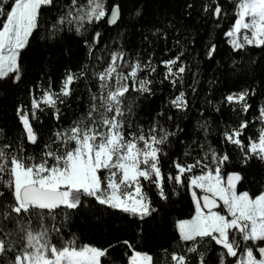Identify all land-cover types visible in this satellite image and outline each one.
<instances>
[{
  "label": "snow or ice",
  "instance_id": "obj_1",
  "mask_svg": "<svg viewBox=\"0 0 264 264\" xmlns=\"http://www.w3.org/2000/svg\"><path fill=\"white\" fill-rule=\"evenodd\" d=\"M45 8L56 9L46 21L48 38L74 33L87 53L86 63L64 70L59 87L51 76L46 84L24 80L23 52L41 27ZM201 13L217 28L222 20H231L223 35L233 52L264 47V0H232L231 11L222 0H204ZM121 18L122 5L107 0H0V80L30 85L28 103L15 106L21 137L0 136V264H114L111 250L116 245L78 242L75 233L65 236L71 213L103 207L144 222L159 211L150 195L153 188L165 202L169 188L172 195L184 188L192 202L190 217L174 222L178 241L173 250H162L163 264H264V189L240 190L244 177L239 170L225 175L232 156L207 142L209 121L203 116L197 121L203 138L195 133L184 159L170 156L174 141L184 143L180 137L185 133L179 124L173 127V115L161 109L147 127L133 123V94H153L158 65L164 68L161 83L168 81L177 90L167 107L186 113L185 74L191 69L182 47L159 61L152 55L133 58L123 46L101 49L99 26L116 25ZM176 45H181L179 39ZM216 47L213 43L208 49L210 59ZM195 76L188 85L194 94ZM81 80L88 82V103L64 124L60 106ZM255 94L245 88L222 94L215 104L206 101L215 112L227 106L240 117L217 130L221 143L238 150L243 165L253 158L264 162V104L257 106L252 121L241 115L252 109L249 101ZM46 110L55 125L44 140L35 122ZM254 122L256 132L246 136ZM41 144L38 155L28 151L27 146ZM165 158L170 161L167 171ZM117 244L126 247V264H157L150 251L137 248L134 237Z\"/></svg>",
  "mask_w": 264,
  "mask_h": 264
},
{
  "label": "trees",
  "instance_id": "obj_2",
  "mask_svg": "<svg viewBox=\"0 0 264 264\" xmlns=\"http://www.w3.org/2000/svg\"><path fill=\"white\" fill-rule=\"evenodd\" d=\"M62 2L63 0H57L58 4ZM115 2L122 5V18L113 27L106 24L99 26L98 30L102 33L99 45L101 49L123 46L133 58L139 56L141 60H147L148 56L152 55L154 61H159L169 58L182 47L191 69L185 74L184 88L190 102L186 113L167 107L170 96L177 90L173 89L168 81L161 83L164 68L158 65L157 73L152 76L153 94H133V123L147 127L161 109L173 115V127L179 124L185 129V133L180 137L184 143L174 141L169 152L172 158L184 159L187 145L195 139V133L199 132L203 138V132L197 128V121L203 116L209 121L211 128L207 142L221 151H228L232 156V163L225 169V175L227 171L239 170L244 177L238 184L240 190L256 192L258 189H264V162L253 158L247 165H243L238 150L232 145L225 146L221 143L217 129H223L226 124L237 123L240 117L227 106L222 108L221 112H215L213 106L206 103L207 100H212L215 104L222 94L229 91L238 92L253 88L256 94L249 101L253 107L247 114H241L252 121L257 106L264 104V47L249 46L239 51V54L233 52L223 35L230 27L231 20H222L219 28L210 19L206 20L201 13L204 0H107L109 5ZM222 2L226 9L231 11L232 0ZM187 3H193L194 7L188 9ZM137 8L141 9L138 16L135 14ZM55 14L56 9L45 8L41 15V27L30 37L31 46L23 52L22 62L28 69L25 81H43L46 84V77L51 76L59 87V78L66 68L76 69L86 63V49L82 47L81 38L74 33H65L63 39L56 38L55 41L48 38L46 21ZM157 29L161 31L158 33ZM177 39L181 41L179 47L176 45ZM213 43L217 47L213 58L210 59L206 53ZM193 73H196L197 81L193 85L197 89L195 94L188 87L193 84ZM29 86L23 82L17 86L0 80V130H3L0 136L10 139L21 137L22 127L15 115V106L21 102L28 103ZM92 86L94 87V83ZM72 87V97L60 106L64 124L78 117L89 99L88 82L81 80ZM236 107L239 108V105ZM40 116L41 119L35 122V126L42 129L43 139L47 140L55 121L50 110ZM256 123L258 122H254L247 129L246 136L256 132ZM42 146L27 147L29 152L35 151L38 155ZM192 155H195V152H192ZM169 164V159L165 158V171ZM169 192V200L165 202L155 195L154 188L151 189V198L159 211L144 222L103 207L81 208L71 213L65 236L75 233L78 242H91L105 247L108 244L116 245L111 250L114 264H126V247L118 245L117 240L134 237L138 249L150 251L156 257L157 264H163L165 257L162 250H173L178 241L175 220L189 218L192 211L189 192L184 188L179 189L175 195L171 194L170 188Z\"/></svg>",
  "mask_w": 264,
  "mask_h": 264
},
{
  "label": "water",
  "instance_id": "obj_3",
  "mask_svg": "<svg viewBox=\"0 0 264 264\" xmlns=\"http://www.w3.org/2000/svg\"><path fill=\"white\" fill-rule=\"evenodd\" d=\"M118 23V22H117ZM113 26H115V25H113ZM113 26H110V27H113Z\"/></svg>",
  "mask_w": 264,
  "mask_h": 264
}]
</instances>
